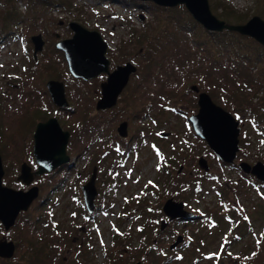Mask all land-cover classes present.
Listing matches in <instances>:
<instances>
[{
	"label": "rangeland",
	"instance_id": "1",
	"mask_svg": "<svg viewBox=\"0 0 264 264\" xmlns=\"http://www.w3.org/2000/svg\"><path fill=\"white\" fill-rule=\"evenodd\" d=\"M222 1L248 20L264 11L258 9L264 0ZM28 4L0 0V32L7 10L17 7L25 14ZM48 13L55 43L40 28H31L29 19L18 27L11 23L12 30L0 38L3 182L15 190L29 189L18 180L21 168L26 163L37 170L34 133L38 123L52 117L71 134L68 154L73 164L37 177L33 186L39 187V198L11 230L0 226V241L17 245L8 264H35L29 261L35 256L36 264H264V182L242 179L237 168L242 162L264 165V113H258L264 89L244 73L202 56L194 43L157 35L158 12L153 8L74 0L70 10L57 7ZM72 22L102 35L111 72L128 63L137 67L113 109L97 111L107 75L89 82L74 78L56 49L58 42L73 37ZM37 34H43L46 45L35 59L34 44L28 52L26 42ZM50 80L64 83L69 109L53 103L47 91ZM193 86L240 123L234 165L222 163L194 133L189 119L199 113V95ZM122 123L128 124L126 138L118 133ZM131 138V153L125 155L118 143ZM201 159L208 171L200 166ZM95 171L98 196L90 215L82 188ZM169 200L184 203L201 217L193 224H173L163 211ZM212 212L217 213L213 220ZM222 220L228 225L219 233ZM179 237L186 246L171 249Z\"/></svg>",
	"mask_w": 264,
	"mask_h": 264
},
{
	"label": "water",
	"instance_id": "2",
	"mask_svg": "<svg viewBox=\"0 0 264 264\" xmlns=\"http://www.w3.org/2000/svg\"><path fill=\"white\" fill-rule=\"evenodd\" d=\"M40 1L46 2L48 0ZM134 1L151 2L161 8L184 6L193 19L207 31L221 33L228 30L236 32L255 40L264 47V20L258 16L253 17L244 25H228L213 14L209 0ZM69 28L74 33L73 37L58 42L56 49L64 54L69 72L74 78L89 82L102 75H107V81L101 85L102 98L97 104V111L113 109L117 106L131 78L137 73V67L128 63L111 72L110 61L107 58L108 45L102 35L97 31L88 30L77 22L70 23ZM31 42L34 44V58L36 59L38 53L44 50L46 42L42 35L33 36ZM47 91L58 109L67 110L70 108L64 83L50 80L47 83ZM192 91L199 95V113L189 119L194 133L207 143L222 163L234 165L240 152V123L231 113L216 105L209 94L200 92L197 86H193ZM127 130L128 124L122 123L118 128L121 138L128 136ZM162 136L168 137L164 134ZM70 138V132L65 131L55 117L37 124L34 133L33 153L38 168L33 171L32 167L24 163L18 178L20 182L29 187L27 191L15 190L4 185L5 170L0 154V226L6 231L11 230L16 225L20 215L29 211L33 203L39 198V187L33 186L37 177L48 175L65 165L72 166V159L68 154ZM200 166L208 171L207 162L204 159H201ZM239 168L244 174L264 182V165L262 163L252 167L242 162ZM96 172L82 188L85 208L90 215L96 210L95 201L98 196ZM163 211L172 222L176 220L192 221L197 218L194 213L186 210L184 203H177L173 200H169L165 204ZM164 227H166V223L163 224L162 229ZM183 242V237H179L171 249ZM15 253L16 245L13 241H0L1 258L12 259Z\"/></svg>",
	"mask_w": 264,
	"mask_h": 264
},
{
	"label": "trees",
	"instance_id": "3",
	"mask_svg": "<svg viewBox=\"0 0 264 264\" xmlns=\"http://www.w3.org/2000/svg\"><path fill=\"white\" fill-rule=\"evenodd\" d=\"M16 1L23 0H15V2ZM112 1H118L123 3V5L140 9H148L149 7L155 9V12H158L156 22L159 24V27H156L157 35H163L165 37L173 36L175 38L179 37V39L183 38L187 42L194 43L197 52L202 56L211 58L215 64H219V66L222 68L230 69L236 73H241L243 76L245 74L247 78H253L258 87L264 89V47L255 40L228 30H225L221 33L209 32L193 19L184 6H178L176 8H160L155 7L151 2H140L134 0ZM209 1L213 14L220 20L225 21L228 25H244L250 20H248L249 16L247 14L236 12V9L225 1ZM258 1L259 0H255V2ZM28 2L29 4L25 14L20 13L17 7H15V10H7L3 17L6 19V24L1 29L0 38L5 35V33H8L12 30L10 28L11 23H14V25L16 24L15 27H18L19 24H24L29 19L31 21V28H40L41 30L39 31L45 36L47 35L46 40L49 43H55L56 38L54 34H51L50 31L54 22L48 17V12L57 7L70 10V8L73 7L74 0H48L46 2H42L40 0H28ZM258 9L264 10V6L258 7ZM235 12L237 14H235ZM260 12L257 13L258 17L264 19V14H261ZM43 34L37 35L43 36ZM14 37L17 40V36L14 35ZM26 44H28V47L26 46L27 51L31 52L29 50V48L32 46L31 40H29V42L27 41ZM153 44L155 45V43ZM32 62L35 63L33 59ZM153 62L157 63L156 60ZM152 73L153 71L151 69L148 72V75ZM261 112L264 113V101L258 108V113ZM260 133L263 134L261 131ZM131 141L132 138L129 142L121 139L120 143H118L120 144V147L118 146V150L124 152L125 155L131 153V151H129L131 148L128 145ZM61 170H63L62 167L57 172ZM239 175L242 179L246 178L261 183L256 178L253 179L251 176L244 174L241 169H239ZM63 177H65V175ZM62 180H60V182ZM37 209L40 211L42 209V205H38ZM41 214L42 212L39 214V216L35 217V222L41 220ZM214 214L217 213H211L212 220L214 218ZM225 221L222 220L220 223H217V230L219 233L225 231L224 227L228 225V222ZM33 228L36 229L35 224H33ZM241 234L243 233H239L237 239H239ZM155 247H159V244H157ZM171 260H173V257H171Z\"/></svg>",
	"mask_w": 264,
	"mask_h": 264
},
{
	"label": "flooded vegetation",
	"instance_id": "4",
	"mask_svg": "<svg viewBox=\"0 0 264 264\" xmlns=\"http://www.w3.org/2000/svg\"><path fill=\"white\" fill-rule=\"evenodd\" d=\"M236 167V166H235ZM238 169H240L239 168V166L237 167ZM249 176H251V175H249ZM252 177V176H251ZM252 178H254V177H252ZM201 216H199V215H197V218H195L196 220H193V221H189V222H187V221H184V220H176L177 222H187V223H189V224H193V223H195V222H197L198 220H199V218H200ZM93 218V217H92ZM176 222L175 221H173V224H175ZM9 241V240H8ZM16 245V244H15ZM186 245H185V242H183L182 244H180V245H178L176 248H175V250H178V249H181V248H183V247H185ZM174 250V251H175ZM16 251H17V245H16ZM15 255H16V253H15ZM15 258V256L12 258V259H5V258H1L0 257V264H8V262H10L11 260H13ZM174 258V257H173ZM38 259V257L37 256H35V259H31V257H30V259H29V261L30 262H35V264H36V262L38 261L37 260ZM17 264H23V263H17Z\"/></svg>",
	"mask_w": 264,
	"mask_h": 264
}]
</instances>
